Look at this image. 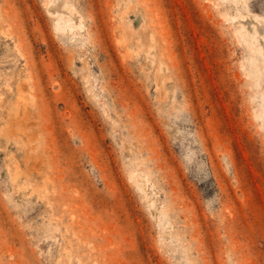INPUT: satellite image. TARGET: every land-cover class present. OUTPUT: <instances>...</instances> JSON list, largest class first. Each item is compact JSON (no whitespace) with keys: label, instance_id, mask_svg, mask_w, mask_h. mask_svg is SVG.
<instances>
[{"label":"rangeland","instance_id":"obj_1","mask_svg":"<svg viewBox=\"0 0 264 264\" xmlns=\"http://www.w3.org/2000/svg\"><path fill=\"white\" fill-rule=\"evenodd\" d=\"M0 0V264H264V0Z\"/></svg>","mask_w":264,"mask_h":264},{"label":"bare ground","instance_id":"obj_2","mask_svg":"<svg viewBox=\"0 0 264 264\" xmlns=\"http://www.w3.org/2000/svg\"><path fill=\"white\" fill-rule=\"evenodd\" d=\"M62 4H63V0H51L50 9L58 11Z\"/></svg>","mask_w":264,"mask_h":264}]
</instances>
